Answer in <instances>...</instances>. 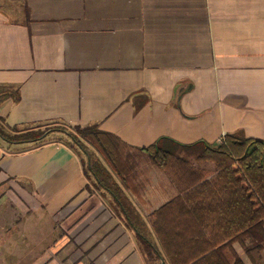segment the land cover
<instances>
[{
  "label": "crops",
  "instance_id": "0c3cea01",
  "mask_svg": "<svg viewBox=\"0 0 264 264\" xmlns=\"http://www.w3.org/2000/svg\"><path fill=\"white\" fill-rule=\"evenodd\" d=\"M0 86L19 91L0 103L8 127L97 124L134 148L264 141V0H0ZM84 161L0 136V264H147L129 222L159 246L149 216L174 185L144 157L128 187Z\"/></svg>",
  "mask_w": 264,
  "mask_h": 264
},
{
  "label": "trees",
  "instance_id": "16d2710c",
  "mask_svg": "<svg viewBox=\"0 0 264 264\" xmlns=\"http://www.w3.org/2000/svg\"><path fill=\"white\" fill-rule=\"evenodd\" d=\"M19 101L17 88L0 86V103ZM0 136L11 143H64L85 155V173L103 183L114 175L126 187L141 158L160 169L177 196L149 218L159 243L145 237L134 221L147 264H247L234 248L242 247L250 264H264V141L241 132L226 134L217 146L183 145L161 138L148 148H134L97 124L24 125L8 127L0 117ZM214 165V174L200 169ZM109 169H107V167ZM109 179V180H108ZM120 210L137 213L123 203Z\"/></svg>",
  "mask_w": 264,
  "mask_h": 264
},
{
  "label": "water",
  "instance_id": "95a60500",
  "mask_svg": "<svg viewBox=\"0 0 264 264\" xmlns=\"http://www.w3.org/2000/svg\"><path fill=\"white\" fill-rule=\"evenodd\" d=\"M161 264H164V262L162 261Z\"/></svg>",
  "mask_w": 264,
  "mask_h": 264
}]
</instances>
